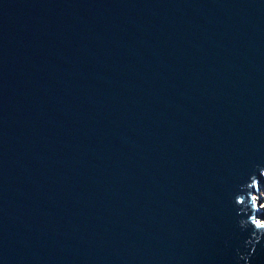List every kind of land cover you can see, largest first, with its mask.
Segmentation results:
<instances>
[{"label":"water","instance_id":"1","mask_svg":"<svg viewBox=\"0 0 264 264\" xmlns=\"http://www.w3.org/2000/svg\"><path fill=\"white\" fill-rule=\"evenodd\" d=\"M261 170L264 0H0V264H245Z\"/></svg>","mask_w":264,"mask_h":264},{"label":"clouds","instance_id":"2","mask_svg":"<svg viewBox=\"0 0 264 264\" xmlns=\"http://www.w3.org/2000/svg\"><path fill=\"white\" fill-rule=\"evenodd\" d=\"M259 175L264 177V170H261ZM262 199H264V191L260 190L259 181L255 175L251 177L250 183L241 187L240 194L235 199V205L240 209L239 215L242 217L239 220V227L241 230L252 229L250 238L245 241L244 245L245 248H251V252L240 256L245 264H248L251 253L256 251L257 245L264 243V226L258 223L264 221L259 215L264 213V203L260 202ZM249 212L251 215H248Z\"/></svg>","mask_w":264,"mask_h":264},{"label":"rangeland","instance_id":"3","mask_svg":"<svg viewBox=\"0 0 264 264\" xmlns=\"http://www.w3.org/2000/svg\"><path fill=\"white\" fill-rule=\"evenodd\" d=\"M262 203H264V199H263V202ZM262 223H264V221H261Z\"/></svg>","mask_w":264,"mask_h":264}]
</instances>
